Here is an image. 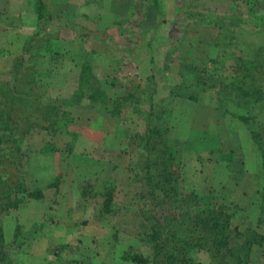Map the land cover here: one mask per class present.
Returning <instances> with one entry per match:
<instances>
[{
  "label": "rangeland",
  "instance_id": "rangeland-1",
  "mask_svg": "<svg viewBox=\"0 0 264 264\" xmlns=\"http://www.w3.org/2000/svg\"><path fill=\"white\" fill-rule=\"evenodd\" d=\"M43 1L51 17L45 31L64 40L63 33L68 31L65 18L67 21L70 19V15L76 10L74 3H77V0ZM102 1L103 6L99 0L92 3L86 0L83 4L91 3V6H95V10L90 11L89 8L84 7L85 14L95 18L101 12L103 14L105 10L102 7L107 1L112 6L115 0ZM153 1L126 0L130 8L129 24H123L117 29L118 32L116 30L113 32L116 34L114 36L119 46L117 51H114L115 57L119 56L118 64L112 63L109 67H105L102 74L95 71L97 78L91 80L94 87L110 90L114 95L117 93L119 98L126 92H132L133 101L119 103L120 117L98 115L97 112L88 110L86 102L71 107L76 119L78 137L74 142H71L69 137H66V140L54 139L52 143L59 150L54 158L51 160L39 157V162L37 161L36 177L40 180V185L47 187L54 181L57 186L46 188L43 200L26 202L1 218L12 264H133L125 261L123 255L145 254L148 226L143 223L140 216L143 204L138 198L139 186L131 181L128 169L133 154L142 149L135 147L136 143L128 138L136 132L142 133L145 119L150 113V103L156 108L155 111L152 110L150 120H157L154 115L160 113L166 117L170 127L176 126L170 129L169 137H174L176 134L185 135L192 125L195 126L193 129L195 133L196 131L212 133L222 115L214 109L216 105L213 99L214 91L219 89L221 84L229 85L233 74L232 59L238 58L241 54L246 56L243 51L250 50L252 46H264V8L259 0L252 3V6H237L230 2L218 5L221 0H157V5H154ZM151 8L158 12V16L160 13L164 22L161 21L162 26H153L147 31L140 26L141 15ZM111 17L115 18L116 14L113 13ZM105 18L109 19L108 16ZM239 18L241 22L238 23ZM10 19L12 21H9ZM4 20L9 21L8 24H5ZM219 26L221 34H219ZM22 27L24 28L20 31ZM9 28L18 30L12 36V39H16L11 43H21L22 47L26 45L36 32L33 23V0H0V35L4 33L2 31H10ZM149 38L151 42L147 45ZM0 40L6 41L5 38ZM37 45L38 49L34 50L35 54L31 55L32 57L26 54L23 56L26 64L35 65L39 72L46 73L45 69L51 57L43 50V43ZM95 49L91 48V50ZM13 52H16L15 48ZM20 53L22 55V52ZM135 55L139 57L137 60L151 57L152 61L147 65L143 62H135L131 59ZM190 58L195 60L198 67H203L205 64L207 75L202 78L205 79L207 87L213 90L200 96V108L196 104L192 108L193 103H186L182 99V96L189 92L184 90V87L181 88L183 80L179 75V65L183 60ZM211 60H220V63H212ZM3 68V64H0V86L3 82H9V77L4 78ZM71 73L68 79L75 77L74 72ZM61 75L63 71L58 73V76ZM150 77H152L151 81ZM65 88L52 89L47 93L51 96L59 93L61 95L59 98H69L73 92ZM154 89L156 93L151 96L149 103L148 96ZM177 90H180L181 95L176 98L172 95ZM171 91H174L172 95ZM193 115L195 120H192ZM260 119L262 121L263 117ZM90 120H94L93 128ZM223 120L226 121V125H220L219 129L226 128L230 132L233 120L230 121L228 118ZM235 121L243 127V124ZM121 131H125V135L120 139ZM126 131L129 134H126ZM82 135L85 136L84 141ZM208 137L199 136L200 143H203V140L214 141L211 143V146H214L217 142L214 140L215 135ZM47 139L44 133L34 131L29 134L26 143L35 149L43 147ZM92 141L94 144L99 143L96 148L102 152L106 150L105 157L100 159L102 164L80 161V156H86L94 149L95 146H91ZM227 144L230 145L229 142ZM173 145L178 152L179 145L175 143ZM202 154L203 152L198 155L202 167L197 164L192 169L191 162L185 160L187 162L185 165L181 159L179 174L182 186H193L200 195H206L212 190L216 196L215 202L225 205L230 213H235L232 227L238 228L241 232L254 228L264 235V225L259 227L255 225V220L260 215L258 204L261 203L264 195V171L261 159L258 160L259 171L245 176L240 166L232 170L231 167H226L231 163L232 153L223 147L214 152V155L208 156L211 159L215 158L214 162L224 165L222 168H211L206 165L205 160L208 157ZM236 156L244 165L243 157ZM106 161L116 167L112 179L116 190L113 210L110 214L103 213L100 196L85 201L80 194V188L85 181L95 182L98 192L103 191L106 177L104 174L103 178L98 176L106 167L104 163ZM191 173L196 176L193 177ZM232 174H236L237 178L229 181ZM197 175H200L201 179L197 184L186 183L187 180L189 182L195 179ZM240 209L255 213H250L248 217L245 211L240 212ZM186 210L187 208L182 207L179 213L182 214ZM14 227L20 228L16 239ZM55 253L59 255L55 257ZM197 258L202 263L208 262L204 252H200Z\"/></svg>",
  "mask_w": 264,
  "mask_h": 264
},
{
  "label": "trees",
  "instance_id": "trees-1",
  "mask_svg": "<svg viewBox=\"0 0 264 264\" xmlns=\"http://www.w3.org/2000/svg\"><path fill=\"white\" fill-rule=\"evenodd\" d=\"M223 1L218 5L230 2L237 6H252L256 0ZM259 1L264 8V0ZM50 20L45 2L33 0L36 32L23 46L22 55L13 59L9 82H3L0 86V264H12L1 218L26 202L43 200L44 190L57 186L54 181L47 187L40 185L36 177L37 161L39 157L54 158L59 151L52 143L54 139L66 140L69 137L74 142L78 137L71 107L86 102L98 115L120 117L119 103L133 101V95L124 94L119 98L117 93L114 95L110 90L94 87L91 83L95 76L90 53L83 51L78 56H70L64 48L63 40L45 31ZM238 20V23L241 22L240 18ZM37 43H43V50L51 57L46 73L39 72L35 65L26 64L23 56L26 54L32 57L34 50L38 49ZM259 46L243 51L246 56L241 54L232 59L231 81L229 85L221 84L214 91L213 99L216 101L214 109L224 118L230 121L235 119L246 127L258 150L264 171V46ZM69 62L74 63L75 77L66 80L65 77H59L58 73L69 68ZM211 62L220 63V60ZM206 73L205 64L198 67L194 59L180 63L179 75L183 80L181 88L189 92L182 99L200 104V96L213 91L202 78ZM52 79L56 82L58 79L65 81L66 90L71 89L73 95L64 99L59 98V93L49 95L47 92L54 87L50 85ZM155 93L154 89L149 94V103ZM180 93L177 90L172 96L177 98ZM154 108L150 103V113L145 119L142 133L136 132L128 138L136 143L135 147L142 149L133 154L128 169L131 181L139 186L138 198L143 204L140 216L148 226L146 253H127L123 259L133 264H264L262 233L250 227L243 232L232 227L235 213H230L225 205L215 202L216 196L212 190L206 195H200L193 186H182L179 174L181 162L177 159L174 139L168 136L170 129L176 126L170 127L166 117L160 113L154 115L157 120H150L152 110H156ZM34 131H40L48 138L43 147L33 149L26 143L29 134ZM105 151L94 147L90 154L80 156V161L102 164L100 159L105 157ZM214 152L211 151L210 155H214ZM104 163V173L102 171L98 176L103 178L104 174L106 177L103 191L98 192L95 182L85 181L80 194L85 201L100 196L103 213L110 214L116 190L112 181L116 167L108 161ZM182 207L187 210L180 214L179 209ZM243 211L248 217L250 213H255L240 209V212ZM258 211L260 215L255 220L256 227L264 225V195L258 204ZM19 231L20 228L16 227L15 239ZM200 252L206 253L208 262L202 263L197 258ZM54 255L57 257L59 253Z\"/></svg>",
  "mask_w": 264,
  "mask_h": 264
},
{
  "label": "crops",
  "instance_id": "crops-1",
  "mask_svg": "<svg viewBox=\"0 0 264 264\" xmlns=\"http://www.w3.org/2000/svg\"><path fill=\"white\" fill-rule=\"evenodd\" d=\"M90 1L92 3L96 0H90ZM110 1H112V0H110ZM84 2H86V0H79V1L77 0V3H74L76 10L73 11V13L70 15V17H69L70 19L67 21V18H65L66 19L65 26H66V29L68 31L65 34L63 33V37H64L63 45H64L66 52L70 53L69 54L70 56H72V55L78 56L83 51L89 52L91 55L90 58H91L92 66H93L94 76L96 77L95 71L101 72V74H102V72L105 71V70H103L105 67H109V65H111L112 63L118 64L117 62L119 60V56L115 57L114 51H117L119 46H118V43H116V38H115L116 36H114L116 34H113V32H115V30L117 31L119 26H122L123 24H129L128 19L130 17V12H129L130 8L128 7V4H126V0H115L114 5H112V6L109 5V3L107 1V4L104 7H102V9L105 10L103 12V14L101 12L100 14H97L95 16V18H92L89 15L85 14L84 11H86V8H84V7L89 8L90 11H94L95 6L94 5L91 6L90 5L91 3L84 5L83 4ZM99 2L101 4V6H103L102 5L103 1L99 0ZM153 2H154L153 3L154 5L155 4L157 5V0H154ZM113 13L116 14L115 18L111 17ZM107 16L109 17V19L105 18ZM141 17H142V19L140 21V26H143L144 27L143 29L147 30V31H150L153 26H157V25L162 26L163 25L162 22H164L161 19L162 16L160 17V13L158 16V12L153 8L145 11V13H143V15H141ZM159 17H160V19H159ZM126 18H127V20H126ZM9 21H12V20L10 19ZM9 21L4 20V22H6L5 24H8ZM68 24H70V26ZM2 28H5V27H2ZM23 28L24 27H22L20 29V31ZM9 29L12 32H10V31L6 32V30H5V31H2L4 33H2L0 35L1 39H4V38L6 39L5 42L0 40V64H3V66H4V68H3V71H5L4 72L5 73L4 78H6V79L8 77L10 78V76H11L13 59L18 57V55L21 54L20 52H22V48H23L22 45H20L21 43H11V42H13V40L16 39V38L12 39V36L18 30L16 28H13V29L9 28ZM121 30H122V28H121ZM98 32L101 35H99ZM15 36H17V35H15ZM21 42H22V40H21ZM94 42H96V43H94ZM150 42H151V39L149 38L147 41V45L150 44ZM116 44H117V46H116ZM14 48L16 49L15 53L13 52ZM89 48H90V50H89ZM91 48H93V49L96 48V49L91 50ZM122 48H123V46H122ZM14 54L16 55V57H12V55H14ZM137 57L138 56L135 55V56H132L131 59L134 60L135 62L136 61L137 62H143L144 65H147L150 63V61H152L151 57H148V58L145 57V58H142L140 60L139 59L137 60ZM68 64L70 67L69 68L67 67L63 71V75L59 76V77H65L66 80L68 79L70 73L71 72L73 73V70H74L73 69L74 63L69 62ZM99 65H102V67H100ZM65 78H61V79L65 80ZM55 82H56L55 79L54 80L52 79V85H54V87H52V86L51 87L53 88V90L54 89L58 90L62 87L65 88L67 86L66 82L65 81L62 82L60 79H58L56 83ZM59 84H61V85L59 86ZM105 86H107V85H105ZM108 86L111 87V85H108ZM129 95L131 96V95H133V93L132 92H126L125 93V96H129ZM185 101H186V103L187 102L193 103L192 108H194L196 105L198 108H200L199 104L195 105V103L192 101H189V100H185ZM86 106L88 107V110L91 109V107L88 104ZM223 118L224 117L221 115L219 120L216 122L217 125L215 128L217 130L213 129L212 133H210V134L201 133L202 131L201 132L196 131V133H195V131H193L195 126H193V125L191 126V129L189 131H187V133L185 135L181 136V134H180L179 136H177V134H176L173 137V139H174L175 143L179 145V147L177 148L178 149L177 159L179 158L180 162H182V160H183L185 165H187V162H191L192 166H190V167L192 169L195 168L197 164H198V166L202 167L203 164H200V162L198 161L199 153L203 152L202 155L204 156L206 154L205 156L208 157L210 155L211 151L212 152L218 151L219 149H221V147H223L226 151L232 153L231 163L229 165H226V167H229V168L231 167V170H232L233 168L240 166L241 168H243V172H244L245 176L257 173V171H259V169H260V161L258 164V160H260V156H259V153L257 151V148L255 147L254 143L252 142V140L250 138L248 130L245 128L244 125H243L244 128L242 126H240L239 123H237L235 120H233L234 124L232 123L231 131H230L231 134L226 128L219 129L220 125H226V121L223 120ZM192 120H195V115H193ZM210 120H212V118ZM94 124H95L94 120L91 121V127L92 128H93ZM124 132L125 131L119 132L120 139L122 137H124V135H125ZM126 134H127V132H126ZM196 135H197V137L195 138ZM214 135H215L214 140H217V142H215L214 146H211V143H214V141L213 142H207L206 140H203V143H200L199 136L213 137ZM82 138H83L82 140L84 141L85 136L82 135ZM227 142H229L230 145H228ZM95 144L92 141L91 146H95V147L99 146V143H95ZM236 155L243 157L242 162L244 165L241 164V160H238ZM214 161H215V158L211 159L208 157V159L205 160V163H206V165L211 166V168H222V166H224V165L217 163V162H214ZM234 162H237V164H235ZM256 164H257V167H256ZM208 166H205V167L209 168ZM248 170H250V171H248ZM191 174L193 175V173H191ZM186 175H188V174H186ZM195 176L196 175H193V177H195ZM199 176L197 175V177L195 179L189 180V182L187 180L186 183H189L192 185L197 184V182H199V180H201ZM232 178L233 179L237 178L236 174H232V177L229 179V181H232ZM240 200H241L240 202H242V199H240ZM2 228H3V226H2ZM14 229H16V228L14 227ZM3 235H4V230H3ZM4 240H5V235H4Z\"/></svg>",
  "mask_w": 264,
  "mask_h": 264
}]
</instances>
